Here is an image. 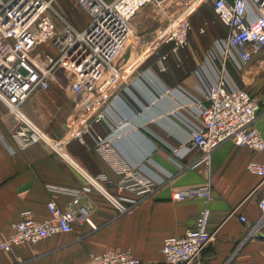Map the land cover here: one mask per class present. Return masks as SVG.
<instances>
[{"label":"crops","instance_id":"obj_1","mask_svg":"<svg viewBox=\"0 0 264 264\" xmlns=\"http://www.w3.org/2000/svg\"><path fill=\"white\" fill-rule=\"evenodd\" d=\"M205 8L213 16L206 11L202 24L192 31L194 17L200 18ZM145 9L131 21L132 35L118 61L119 82L102 104L89 106L96 99L94 93H73L63 72L55 74L47 91L32 94L22 105V113L31 122L62 142L67 159L43 142L20 151L12 138L18 121L0 103V242L8 238L22 211L30 210L36 220L43 221L50 218L49 201L61 209L67 206L70 198L48 193L46 185L80 190L95 226L77 223L70 233L15 247L0 254V264H92V255L110 250L128 251L142 264H166L161 254L163 240L192 228L204 206L201 200L174 202L171 195L202 185H208L211 192L208 227L214 236L199 262L191 264H264V223L258 225L264 218L258 205L264 181L246 171L251 160L262 161L263 156L225 142L210 153L207 165L190 167L200 156L188 143L189 128L199 123L198 113L191 108L175 111L185 100L174 90L180 86L203 98L214 82L211 65L223 73L229 89L260 96L264 93V57L244 64L230 49V60L224 59L216 43L227 32L210 5L191 13L187 43L174 54L169 45H155L164 23L157 19L159 23L151 29L146 27L147 17L141 14ZM54 11L64 14L59 0ZM86 22L72 25L81 30ZM103 111L110 117L94 122ZM119 120L134 128L115 142L116 148L132 164L139 162L140 171L158 185L144 198L105 187L107 194L125 206L122 213L87 180L100 174L117 179L92 150L90 134L105 135ZM86 125L90 134L84 133ZM254 125L264 136V108ZM73 130L82 133V140L68 136Z\"/></svg>","mask_w":264,"mask_h":264},{"label":"built area","instance_id":"obj_2","mask_svg":"<svg viewBox=\"0 0 264 264\" xmlns=\"http://www.w3.org/2000/svg\"><path fill=\"white\" fill-rule=\"evenodd\" d=\"M56 1L0 0V103L18 121L12 138L20 151L43 142L64 156L62 142L50 138L31 122L22 113V105L32 94L47 91L59 69L72 75L70 90L73 93H94L96 99L89 106L102 104L101 101L119 82L118 61L132 35L131 21L147 7H155L164 23L162 35L155 45H169L174 54L187 43L191 13L200 6L210 5L227 32L225 39L216 43L224 59L232 56L230 49L235 50L239 61L244 64L255 57H264V0H76V8L87 15V22L81 30L54 11ZM46 44L57 52L53 59L43 58L48 55V50L46 52L42 47ZM161 69L165 70V67L161 66ZM210 69L214 82L203 98L193 96L180 86L174 89L185 100L175 111L191 108L198 113L199 123L189 128L188 143L200 151V156L190 167L207 165L212 151L231 142L263 156L262 161L251 160L246 171L264 181V136L254 125L264 108V93L255 96L245 89H229L223 73L211 65ZM108 117L106 112H99L94 122L106 121ZM133 128L134 124L123 126L119 120L105 135L90 134L89 125L84 129V133L92 138V150L117 178L113 181L100 174L87 177V180L106 194L119 213L126 210L125 206L107 194L105 187L137 198L147 197L158 189V185L140 171L139 162L132 164L116 148L115 142ZM68 136L82 140V133L75 130ZM45 189L51 194L68 196L67 206L61 209L54 201H49L50 218L43 221L36 220L30 210L22 211L8 238L0 242V254L9 253L20 245H35L58 233H70L77 223H86L95 229L80 190L54 185H46ZM261 193L258 205L264 215V188ZM171 200H201L204 206L192 228L182 236L163 240V259L166 264L199 262L214 236L208 229L210 188L202 185L177 190L172 193ZM239 219L246 223L245 217L239 216ZM262 223L264 218L258 225ZM91 262L142 264L128 251L112 250L92 255Z\"/></svg>","mask_w":264,"mask_h":264},{"label":"rangeland","instance_id":"obj_3","mask_svg":"<svg viewBox=\"0 0 264 264\" xmlns=\"http://www.w3.org/2000/svg\"><path fill=\"white\" fill-rule=\"evenodd\" d=\"M105 1H112V0H105ZM59 2L63 5L64 7V14L61 12V16L69 23H71V25L73 24L75 27H78L82 22L85 23L86 20H87V16L85 15V13H83L82 11H78V9L76 8L75 6V0H59ZM157 9L153 6H150L149 8H146L141 14L142 15H145L147 17V20H146V27H149L150 29L156 24V22L159 23V21L162 22V19L159 18L160 15L159 13L156 11ZM205 11H203L200 15V18L198 16H195L194 17V20L192 23V31H193V28H197L198 25L202 24V18H204V14L208 15L206 13V11L213 16V14L210 12V9L209 8H205L203 9ZM83 14V15H82ZM197 15V14H196ZM83 16H85L83 18ZM76 17V20L74 19ZM161 19V20H158ZM77 21V23H76ZM72 25V26H73ZM43 49H45V51L47 52L48 50V55L45 54L44 55V59H53L54 57L57 56V52L52 49L50 47V44H46V45H43L42 46ZM43 54V53H42ZM229 60H230V56H229ZM66 74L67 76V79L65 81V83H69V87H70V83H72L73 81V78H72V75L70 73H68L67 71L63 70V69H59L55 74H59V73H64ZM58 93V92H57ZM60 93V92H59Z\"/></svg>","mask_w":264,"mask_h":264},{"label":"bare ground","instance_id":"obj_4","mask_svg":"<svg viewBox=\"0 0 264 264\" xmlns=\"http://www.w3.org/2000/svg\"><path fill=\"white\" fill-rule=\"evenodd\" d=\"M208 229H209V227H208Z\"/></svg>","mask_w":264,"mask_h":264}]
</instances>
